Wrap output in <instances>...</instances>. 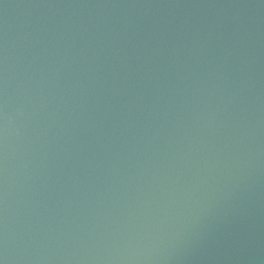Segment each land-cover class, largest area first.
Instances as JSON below:
<instances>
[{
  "label": "water",
  "instance_id": "obj_1",
  "mask_svg": "<svg viewBox=\"0 0 264 264\" xmlns=\"http://www.w3.org/2000/svg\"><path fill=\"white\" fill-rule=\"evenodd\" d=\"M0 264H264V0H0Z\"/></svg>",
  "mask_w": 264,
  "mask_h": 264
}]
</instances>
